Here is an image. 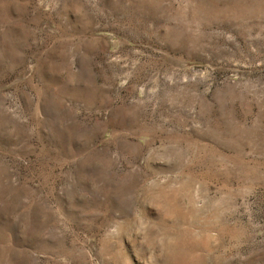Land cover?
<instances>
[{"label":"rangeland","instance_id":"obj_1","mask_svg":"<svg viewBox=\"0 0 264 264\" xmlns=\"http://www.w3.org/2000/svg\"><path fill=\"white\" fill-rule=\"evenodd\" d=\"M0 264H264V0H0Z\"/></svg>","mask_w":264,"mask_h":264}]
</instances>
